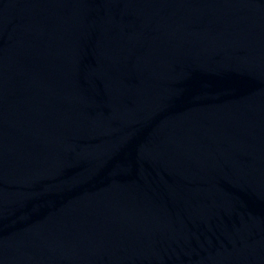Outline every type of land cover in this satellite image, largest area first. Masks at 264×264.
<instances>
[{
    "label": "water",
    "instance_id": "1",
    "mask_svg": "<svg viewBox=\"0 0 264 264\" xmlns=\"http://www.w3.org/2000/svg\"><path fill=\"white\" fill-rule=\"evenodd\" d=\"M0 264H264V0H0Z\"/></svg>",
    "mask_w": 264,
    "mask_h": 264
}]
</instances>
